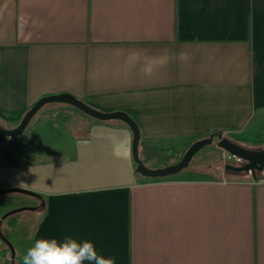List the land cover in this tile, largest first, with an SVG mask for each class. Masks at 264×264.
Instances as JSON below:
<instances>
[{
    "label": "crops",
    "instance_id": "1",
    "mask_svg": "<svg viewBox=\"0 0 264 264\" xmlns=\"http://www.w3.org/2000/svg\"><path fill=\"white\" fill-rule=\"evenodd\" d=\"M58 93L127 112L150 166L174 163L162 156L172 141L186 151L214 130L256 150L264 0H0V124L16 127ZM35 137L33 147L10 139L0 148V188L44 199L34 197L32 242L91 240L117 264H264V171L254 179L195 165L143 176L121 120Z\"/></svg>",
    "mask_w": 264,
    "mask_h": 264
},
{
    "label": "rangeland",
    "instance_id": "2",
    "mask_svg": "<svg viewBox=\"0 0 264 264\" xmlns=\"http://www.w3.org/2000/svg\"><path fill=\"white\" fill-rule=\"evenodd\" d=\"M57 108L60 110L62 115V120L55 121L56 117L60 116V113H54V116L47 115V112H44L47 109ZM65 109V110H63ZM95 118L89 116L88 114L82 112L75 106H72L67 103H58L51 102L47 103L41 108L36 115L32 118L31 122L25 129V131L19 135L16 139L7 138L5 141H9L10 139L19 140L24 146L33 147L35 142L39 137L35 136H50V137H62L67 135L68 132H73L75 134L82 133L85 130L88 121L94 120ZM40 125V127H38ZM68 131V132H67ZM67 132V133H66ZM209 136V135H208ZM207 137V136H205ZM236 139V138H235ZM217 138L215 137V142L204 146L194 155L192 159V166H200L203 167V163L213 164L215 166L219 165L221 169L226 163H235L236 160L234 158H230V154H228L223 149L219 148L216 144ZM234 141L233 139H231ZM15 141V142H16ZM241 146L246 148H253L250 146H246L241 142H237ZM5 143V142H3ZM3 143L0 145V148L3 147ZM181 142L178 140L172 141L167 145V149L163 151V155L167 157L166 162L174 161L176 163L179 161L183 154L185 153L183 147L181 148ZM259 146V145H258ZM260 148H264V142L261 143ZM142 151V148H140ZM144 151L152 152L151 147L145 146ZM143 156V157H142ZM148 159L145 155H141V159ZM149 161V160H148ZM215 166L212 165L214 168ZM227 175H233L236 173H240L237 175L247 176V172H232L226 171ZM263 171L257 172V177ZM232 173V174H231ZM189 174V173H188ZM191 175V174H189ZM187 175V178L190 176ZM192 176V175H191ZM37 200L32 197L22 193H7L0 195V220L4 213L7 211L19 208V207H37ZM41 213L40 208H36L35 210H22L17 214V224L16 227L12 229L14 232L11 241L15 247V264H22V258L26 254V250L29 246H31L32 237L35 231V227L37 224V219ZM4 228H7V224L5 221H2L1 230L3 232ZM0 264H11V254L8 246L0 239Z\"/></svg>",
    "mask_w": 264,
    "mask_h": 264
},
{
    "label": "water",
    "instance_id": "3",
    "mask_svg": "<svg viewBox=\"0 0 264 264\" xmlns=\"http://www.w3.org/2000/svg\"><path fill=\"white\" fill-rule=\"evenodd\" d=\"M51 102H58V103H67L72 106H75L82 112L88 114L89 116L101 120V121H108V120H121L126 123L132 131L133 140H132V156L133 160L136 164V171L147 177L153 178H163L168 177L171 175H175L184 169L188 168L190 165L194 155L204 146L215 142V137L217 138L216 144L219 148L226 151L231 156L237 158L242 164L236 165L233 163H226L225 169L234 171V172H247L252 175L254 179L257 178V172L264 170V148L260 149H249L244 146L239 145L238 143L230 140L226 136L223 135L221 132L211 133L207 137H203L201 139L196 140L193 142L188 149L183 154L182 158L177 161L176 163H172L169 165L151 168L148 167L140 157L139 151V144L141 139V131L139 128L138 123L136 120L130 116L125 111H101L92 106H90L85 101L77 98L76 96L69 94V93H58L53 95H46L40 97L24 114L21 121L16 127L13 128H6L0 124V145L5 142L7 138H15L21 135L29 123L31 122L32 118L36 115V113L43 108V106L47 103ZM22 193L28 196L37 197L41 200L42 206L45 204L44 199L41 197L40 194L19 188V187H2L0 188V195L7 194V193ZM35 210L36 207H19L4 213L0 220V239L8 246L11 254V264H15V247L14 245L5 237L1 230L2 221L10 214L18 213L22 210Z\"/></svg>",
    "mask_w": 264,
    "mask_h": 264
},
{
    "label": "clouds",
    "instance_id": "4",
    "mask_svg": "<svg viewBox=\"0 0 264 264\" xmlns=\"http://www.w3.org/2000/svg\"><path fill=\"white\" fill-rule=\"evenodd\" d=\"M22 264H117L115 257L98 252L91 240L72 236L35 238L22 258Z\"/></svg>",
    "mask_w": 264,
    "mask_h": 264
},
{
    "label": "trees",
    "instance_id": "5",
    "mask_svg": "<svg viewBox=\"0 0 264 264\" xmlns=\"http://www.w3.org/2000/svg\"><path fill=\"white\" fill-rule=\"evenodd\" d=\"M216 132H221V130H214V131H212L211 133H216ZM210 133V134H211ZM209 134V135H210ZM17 137H15L14 139H16ZM140 141H141V139H140ZM258 149H260V147L258 148ZM143 150H144V148H143ZM3 162H8L10 159H9V157H2V159H1ZM12 160V159H11ZM9 163H13L12 161L11 162H9ZM147 165V164H146ZM203 165L205 166H208V165H213L214 166V162H213V164H206L205 162L203 163ZM148 167H151V168H156V167H159V166H162V165H154V166H150V165H147ZM192 167V161H191V163H190V165L188 166V168H191ZM218 167H219V165H218ZM135 168H136V164H135ZM222 168H224V166H222ZM226 170V169H225ZM226 171H230V170H226ZM3 221H5V223L7 224V228H4V230H3V234L5 235V237L12 243V241H11V237H12V235H13V231H12V229L13 228H15L16 227V224H17V214L16 213H14V214H10V215H8ZM13 244V243H12Z\"/></svg>",
    "mask_w": 264,
    "mask_h": 264
},
{
    "label": "flooded vegetation",
    "instance_id": "6",
    "mask_svg": "<svg viewBox=\"0 0 264 264\" xmlns=\"http://www.w3.org/2000/svg\"><path fill=\"white\" fill-rule=\"evenodd\" d=\"M222 133V132H221ZM233 164H236V165H239V164H242V162L241 161H239V160H236V162L235 163H233ZM225 166V165H224ZM224 169H225V167H224ZM264 171V170H263ZM232 172H234V171H232Z\"/></svg>",
    "mask_w": 264,
    "mask_h": 264
},
{
    "label": "built area",
    "instance_id": "7",
    "mask_svg": "<svg viewBox=\"0 0 264 264\" xmlns=\"http://www.w3.org/2000/svg\"><path fill=\"white\" fill-rule=\"evenodd\" d=\"M230 158H234L235 160H238L237 158L233 157V156H230Z\"/></svg>",
    "mask_w": 264,
    "mask_h": 264
}]
</instances>
